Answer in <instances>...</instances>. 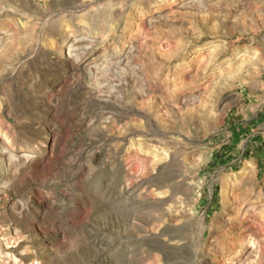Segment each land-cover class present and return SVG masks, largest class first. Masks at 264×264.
<instances>
[{"label": "rangeland", "instance_id": "rangeland-1", "mask_svg": "<svg viewBox=\"0 0 264 264\" xmlns=\"http://www.w3.org/2000/svg\"><path fill=\"white\" fill-rule=\"evenodd\" d=\"M0 264H264V0H0Z\"/></svg>", "mask_w": 264, "mask_h": 264}, {"label": "bare ground", "instance_id": "bare-ground-1", "mask_svg": "<svg viewBox=\"0 0 264 264\" xmlns=\"http://www.w3.org/2000/svg\"><path fill=\"white\" fill-rule=\"evenodd\" d=\"M68 49H69V47H68ZM108 62V61H107ZM107 71V70H106Z\"/></svg>", "mask_w": 264, "mask_h": 264}]
</instances>
